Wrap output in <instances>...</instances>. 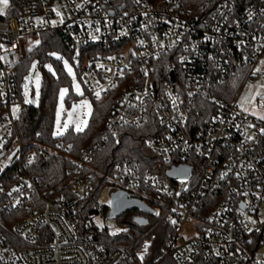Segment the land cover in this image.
Wrapping results in <instances>:
<instances>
[{"label":"built area","instance_id":"2783aa9c","mask_svg":"<svg viewBox=\"0 0 264 264\" xmlns=\"http://www.w3.org/2000/svg\"><path fill=\"white\" fill-rule=\"evenodd\" d=\"M48 32L73 53L86 96L119 91L107 118L114 134L157 117L163 134L147 144L165 176L127 161L106 187L154 214L169 205L173 233L156 257L149 259L147 243L107 248L94 238L109 232L96 214L79 217L93 188V149L68 172L65 196L43 190L27 172L35 153L18 122L32 103L17 71L28 46ZM0 45V179L8 170L17 177L9 191L0 184L2 208L31 212L13 227L19 242L0 234V264H264V120L238 102L247 86L264 81V0H13L0 16ZM163 57L167 79L157 76ZM234 80L240 90L228 102L220 87ZM70 148L59 142L49 150ZM183 165L192 169L188 177L167 176Z\"/></svg>","mask_w":264,"mask_h":264},{"label":"trees","instance_id":"16d2710c","mask_svg":"<svg viewBox=\"0 0 264 264\" xmlns=\"http://www.w3.org/2000/svg\"><path fill=\"white\" fill-rule=\"evenodd\" d=\"M54 52H62L74 65L73 53L70 52L61 35L48 32L43 34L41 44L33 47L18 66L17 75L20 83L23 82V77L34 60H38L40 64L50 62L56 70V75L43 73L41 105L40 107L31 105L22 113L18 128L23 142L28 146L27 152L34 151L35 153L34 159L27 167V172L38 178L43 190L50 191L51 195L65 196L68 193L67 185L70 179L68 172L72 169L74 162L81 158L83 150L93 149L89 168L93 174V188L90 197L79 203V217L83 220L92 214L107 212V207L103 206L99 199L103 190L109 185L110 178L114 175L118 164L127 161L139 162L143 171L150 169L159 173L161 177L165 176V166H160L163 159L155 154L147 144L148 140L158 134H163V131L157 123L155 114L151 113L145 125L139 128L120 127L114 134L107 118L119 91H112L102 98L92 99L93 113L89 126L84 132H75L74 129H70L65 136L55 138L54 121L59 90L65 85L72 88V85L63 63L50 57V54ZM155 64L158 65L159 79H167L169 68L166 57ZM77 74L80 78L78 72ZM220 88L223 90L221 97L228 102L234 100L240 90L237 80L227 82ZM71 96L73 97L72 94ZM75 100L76 97L73 98V101ZM201 104L210 106L204 100ZM67 105L70 107L71 103ZM59 142H62L65 147L70 145L71 148L68 151L62 149L59 154L51 152L49 148H56ZM16 182L17 177L12 170H8L0 179V184L6 191H9ZM6 195V193L0 194V234L5 236L9 242L16 244L20 239L13 233V227L31 212L26 208L11 212L3 209ZM158 208L159 215L143 213L141 219L129 222H121L122 217H119L116 221L126 231L118 235L105 231L100 235H95L94 238L111 250L121 244L141 248L147 243L149 244V259L156 257L173 233L169 205H159Z\"/></svg>","mask_w":264,"mask_h":264},{"label":"rangeland","instance_id":"374dc122","mask_svg":"<svg viewBox=\"0 0 264 264\" xmlns=\"http://www.w3.org/2000/svg\"><path fill=\"white\" fill-rule=\"evenodd\" d=\"M13 0H9V8L12 5ZM5 10L4 15L7 14L8 10ZM34 44V43H33ZM36 45V44H35ZM29 49L27 51V55L29 52H31L33 46H28ZM35 47V46H34ZM50 57L54 60L61 61L64 65V68L71 78V85L72 88L69 85L62 86L59 90L58 100H57V106H56V112H55V121H54V137L55 138H61L67 134V132L70 129H74L75 132H84L88 126L89 122L93 113V103L92 99L89 96H86V90L85 87L79 78L76 68L70 61V59L63 54L62 52H54L50 54ZM25 60V59H24ZM65 62H67V65L72 68V74H69L67 68L65 67ZM33 65H35V68H33ZM51 69V70H50ZM47 72L53 75H56V70L54 68V65L50 62H46L44 64H40L38 60H34L30 67L28 72L23 77V93L26 100L31 101L32 97H34L35 100V107H40L41 105V99H42V86H43V73ZM37 78L39 80V86L37 87ZM79 84L80 91L83 93V95H80L76 89L75 85ZM27 85V88L25 87ZM62 89H67V93L65 94L63 101H61L60 94ZM73 95V97L71 96ZM72 97L76 100L71 104L70 107H68L67 98ZM83 101H87L90 105V111L91 114L88 115V108H81L76 107L82 104ZM239 106L241 109L246 110L247 112L254 114L258 117L264 116V81H256L254 84L247 86L243 92L240 95V98L238 100ZM31 104V102L29 103ZM61 104L63 105V108L61 110ZM60 111V127L58 129L57 127V112ZM69 113H72L71 116H69ZM87 120V126H84L82 121ZM67 124L68 127L65 129L63 126ZM80 126L83 130L77 131V126ZM61 131L62 135H56L55 133L57 131ZM1 194V192H0ZM110 189L106 188L103 190L99 202L107 207V212H99L95 215L96 222L98 226L102 229H109V232L116 233V235L123 233L126 231L123 226L119 224L116 220H111L109 218V204H110ZM144 212L142 211H131L123 216H121V222H129L133 221L134 219H141L142 214ZM192 225H186L183 232L185 234L191 233L193 231ZM149 246V244H147ZM148 249V248H147Z\"/></svg>","mask_w":264,"mask_h":264},{"label":"water","instance_id":"95a60500","mask_svg":"<svg viewBox=\"0 0 264 264\" xmlns=\"http://www.w3.org/2000/svg\"><path fill=\"white\" fill-rule=\"evenodd\" d=\"M171 79L172 81H174L173 73H171ZM31 103L32 105H34V97H32ZM191 170V167L184 165L179 167H172L169 171H167V176L171 179L178 177H188L191 173ZM110 197L111 204L109 218L111 220H116L117 218L131 211H142L150 215L154 214V210L151 207L144 204L139 199L129 198L128 193L123 190L111 193Z\"/></svg>","mask_w":264,"mask_h":264},{"label":"snow or ice","instance_id":"6c2138e0","mask_svg":"<svg viewBox=\"0 0 264 264\" xmlns=\"http://www.w3.org/2000/svg\"><path fill=\"white\" fill-rule=\"evenodd\" d=\"M8 8H9V0H0V16L4 15L5 10H7ZM53 11H56V9H53ZM58 14H59V13H58ZM37 43H39V42L37 41ZM0 47H3V46L0 45ZM0 59H3V57H0ZM262 63H264V62H262ZM65 67L67 68L69 74H72V68H71L70 66L67 65V62H65ZM33 68H35V65H33ZM50 70H51V69H50ZM259 70H260V69H257V71H259ZM36 83H37V87H38V86H39V80H38V78H37V82H36ZM25 87L27 88V85H25ZM75 89H76V91H77L80 95H83V93L80 91V86H79V84H76V85H75ZM67 91H68L67 89H62V90H61V94H60L61 101H63V98H64L65 94L67 93ZM96 96H97V98H99V96H100V92H96ZM26 102H27V103H30L31 101L26 100ZM76 107L88 108L89 111H88L87 114H88V115L91 114V111H90V105L88 104L87 101H83L81 105L76 106ZM62 108H63V105L61 104V110H62ZM61 110H58V112H57V127H58V129H59V127H60V111H61ZM13 111L15 112L16 109H14ZM71 115H72V113H69V116H71ZM259 119L264 120V116H260ZM82 123L84 124V126H87V120L82 121ZM63 127L66 129V128L68 127V125L65 124ZM76 130H77V131H82L83 129L78 125ZM260 131H261L262 134H264V129H261ZM55 134H56V135H62L63 133H62L61 131L58 130ZM250 139H251V137H250ZM225 175H226V173H225ZM157 215H159V213H157ZM173 223H175V221H173ZM253 223H255V221H253ZM147 248H148V245L146 244V245H145V251H147Z\"/></svg>","mask_w":264,"mask_h":264},{"label":"crops","instance_id":"0c3cea01","mask_svg":"<svg viewBox=\"0 0 264 264\" xmlns=\"http://www.w3.org/2000/svg\"><path fill=\"white\" fill-rule=\"evenodd\" d=\"M254 115V114H253Z\"/></svg>","mask_w":264,"mask_h":264}]
</instances>
